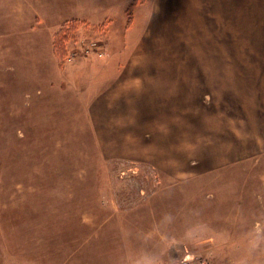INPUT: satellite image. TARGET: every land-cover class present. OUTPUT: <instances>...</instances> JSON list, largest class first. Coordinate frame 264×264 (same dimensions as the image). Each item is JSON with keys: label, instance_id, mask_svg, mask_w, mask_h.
<instances>
[{"label": "rangeland", "instance_id": "rangeland-1", "mask_svg": "<svg viewBox=\"0 0 264 264\" xmlns=\"http://www.w3.org/2000/svg\"><path fill=\"white\" fill-rule=\"evenodd\" d=\"M144 1L0 0V264H264V45Z\"/></svg>", "mask_w": 264, "mask_h": 264}, {"label": "crops", "instance_id": "crops-1", "mask_svg": "<svg viewBox=\"0 0 264 264\" xmlns=\"http://www.w3.org/2000/svg\"><path fill=\"white\" fill-rule=\"evenodd\" d=\"M159 0H147L140 5L139 11L141 12L142 23L148 26H152L155 17V6ZM165 9L168 14L177 16L176 19L181 20L182 27L189 30H208L209 32H199L197 36L202 35L203 37L214 38L213 44L222 46H233V45H251L256 46L264 45V35L259 36L256 41L253 38L245 36V39L241 37L236 38L238 32L253 28L256 20H262L264 22V0H166ZM173 18V17H172ZM145 19V20H144ZM244 19V20H241ZM142 25V24H141ZM144 26V25H142ZM261 29L264 31V24H261ZM202 33V34H201ZM242 34H244L242 32ZM205 35V36H204ZM200 44L208 43L204 39L199 41ZM210 43V42H209ZM218 51V50H217ZM213 52L212 58L216 61L221 60H264V48L263 51L257 52H245L244 57L241 55L237 56V52L230 51ZM111 59L112 57L109 56ZM205 58V57H204ZM109 59V60H110ZM203 59V58H202ZM102 65L92 63V69L97 71L101 69ZM106 68L103 67V69ZM108 69V68H107ZM106 69V70H107ZM106 216V215H105ZM119 244V242H118ZM173 248V246H172ZM100 252L98 256L101 258L100 261L93 262L94 264H106L105 260H102L104 256L103 249H98ZM177 256V252L175 251ZM92 263V264H93Z\"/></svg>", "mask_w": 264, "mask_h": 264}, {"label": "built area", "instance_id": "built-area-1", "mask_svg": "<svg viewBox=\"0 0 264 264\" xmlns=\"http://www.w3.org/2000/svg\"><path fill=\"white\" fill-rule=\"evenodd\" d=\"M183 264H211L210 262L203 261L194 257L186 256L182 259Z\"/></svg>", "mask_w": 264, "mask_h": 264}]
</instances>
